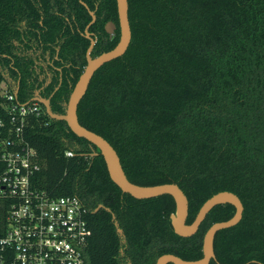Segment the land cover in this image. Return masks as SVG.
Here are the masks:
<instances>
[{"label":"trees","instance_id":"16d2710c","mask_svg":"<svg viewBox=\"0 0 264 264\" xmlns=\"http://www.w3.org/2000/svg\"><path fill=\"white\" fill-rule=\"evenodd\" d=\"M128 6L130 46L95 73L78 106L79 123L108 141L133 184H177L189 201L188 225L214 195H237L242 220L216 235L217 262L210 264H264V0H128ZM89 10L97 17L90 31L99 38L92 53L98 56L120 40L117 0H0V66L19 81L20 102L34 94L31 63L18 55L21 46L32 48L25 40L53 54L59 47L60 66L75 85L87 64L90 42L81 34L92 20ZM107 22L117 26L112 39ZM71 92L64 79L53 113H65L61 102ZM42 108L26 132L42 166L35 183L52 196L76 195L87 207V264H156L166 254L196 261L210 227L234 216L233 206H216L194 236H178L171 196L138 200L122 193L96 146ZM7 215L0 201V236Z\"/></svg>","mask_w":264,"mask_h":264},{"label":"built area","instance_id":"2783aa9c","mask_svg":"<svg viewBox=\"0 0 264 264\" xmlns=\"http://www.w3.org/2000/svg\"><path fill=\"white\" fill-rule=\"evenodd\" d=\"M9 78L0 66V201L8 206L0 264H87L88 209L76 195L56 197L36 186L42 166L26 132L43 108L20 102Z\"/></svg>","mask_w":264,"mask_h":264},{"label":"water","instance_id":"95a60500","mask_svg":"<svg viewBox=\"0 0 264 264\" xmlns=\"http://www.w3.org/2000/svg\"><path fill=\"white\" fill-rule=\"evenodd\" d=\"M119 26H120V40L116 47L111 51L105 52L100 56L91 57V52L95 45L94 41H91V45L87 52V66L83 73L79 77L71 95L66 104V110L64 114H55L52 111L49 100H42L35 98L33 101L39 102L45 109L46 115L51 120L66 122L70 130L79 138L87 140L92 145L96 146L101 156L103 157L109 176L113 183L119 187L124 194H128L135 199L145 200L152 199L163 195L171 196L176 204V211L171 215V225L174 229L175 234L183 238H189L194 236L201 224L206 219L210 211L216 206L229 204L235 208L234 216L224 222L215 223L205 234L203 240V257L196 261L183 260L175 255L166 254L161 256L156 264H210L211 261L216 260L214 251V242L216 235L226 229L235 227L240 223L243 217L244 207L237 195L231 192H220L209 200H207L201 209L199 210L194 222L190 225L187 224V218L189 213V201L184 192L180 189L177 184H163L157 186H139L130 182L123 170L120 158L115 149L106 141L102 136L84 128L78 119V106L85 94L88 91L89 85L95 75V73L103 67L105 64L122 57L128 50L131 39V27L129 22V6L128 0H117ZM93 21L90 23L91 26L95 22L94 13H91ZM88 26V27H89ZM116 26L113 23H109L106 27V32L109 35H114ZM19 85L15 88V95L18 97ZM96 155V154H95ZM104 207L100 205L95 213ZM107 211H109L107 209ZM113 220L115 217L113 216ZM117 232L125 243V237L119 224L115 222Z\"/></svg>","mask_w":264,"mask_h":264},{"label":"flooded vegetation","instance_id":"af4514ba","mask_svg":"<svg viewBox=\"0 0 264 264\" xmlns=\"http://www.w3.org/2000/svg\"><path fill=\"white\" fill-rule=\"evenodd\" d=\"M82 4L87 9H89L85 3L82 2ZM91 13H94L95 22H96L97 17L95 15V12L89 10V14L92 18L91 22L93 21V17L91 15ZM90 23L88 24V26L90 25ZM109 23H113V22H107L104 26V30H105V33L110 37V39H112L115 36L117 26L115 25V23H113L116 26V28L114 30V35L111 36L106 32V27ZM88 26L85 28L83 34H81V35H83L90 42V45H91V41L95 42V45L93 47V50H94L95 46L97 45V43L99 41V38L93 32L90 31L91 26H89V27ZM23 29L27 30L26 24L24 22H23ZM25 44L31 46L32 48H30V49L26 48L25 49L24 46H21L22 50L18 53V55L20 57H23L27 64L31 63L30 69L32 71V78L29 80V83L32 84L33 88H34V94H33V97L31 100L33 101L35 98H39L42 100H49L50 106H51V101H52L56 91L63 84L64 79L67 81V83L69 84V89H71L72 91H73L77 82L75 83V85L72 84L74 76H73V74L67 75V72H65V68H64L66 66H64L63 62H62L63 65L60 66L61 62H60L59 56H58L59 55V47L55 48V54H53L51 50L45 51L43 48H40L39 44L37 42H35L33 39L32 40H25ZM90 45H89V47H90ZM89 47H88V49H89ZM93 50L91 52L92 58L97 57V56L92 55ZM87 52H88V50H87ZM98 56H100V55H98ZM86 60H87V53H86ZM86 66H87V64H86ZM85 67H84V69H85ZM6 70L10 76L9 81L12 83H15L16 85L17 84L19 85L20 84L19 81L15 80L14 76L12 75V73L8 69H6ZM56 82L59 83L58 86H56L54 88L53 93H50L51 87H53V85ZM71 93L69 94V98H70ZM61 103L65 107L68 102L64 101Z\"/></svg>","mask_w":264,"mask_h":264},{"label":"clouds","instance_id":"9594fccd","mask_svg":"<svg viewBox=\"0 0 264 264\" xmlns=\"http://www.w3.org/2000/svg\"><path fill=\"white\" fill-rule=\"evenodd\" d=\"M71 153H69V155H70Z\"/></svg>","mask_w":264,"mask_h":264}]
</instances>
